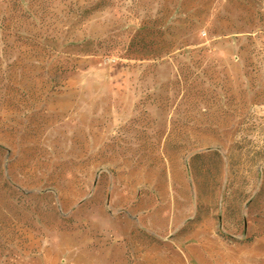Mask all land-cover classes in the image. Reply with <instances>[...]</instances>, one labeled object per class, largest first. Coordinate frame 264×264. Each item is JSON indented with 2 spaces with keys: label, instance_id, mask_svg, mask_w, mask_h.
Wrapping results in <instances>:
<instances>
[{
  "label": "rangeland",
  "instance_id": "374dc122",
  "mask_svg": "<svg viewBox=\"0 0 264 264\" xmlns=\"http://www.w3.org/2000/svg\"><path fill=\"white\" fill-rule=\"evenodd\" d=\"M0 264H264V0H0Z\"/></svg>",
  "mask_w": 264,
  "mask_h": 264
}]
</instances>
